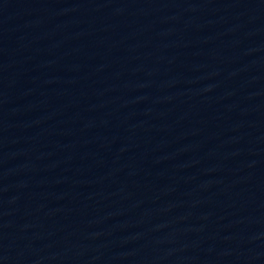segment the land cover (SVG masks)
Returning <instances> with one entry per match:
<instances>
[{"label": "water", "instance_id": "obj_1", "mask_svg": "<svg viewBox=\"0 0 264 264\" xmlns=\"http://www.w3.org/2000/svg\"><path fill=\"white\" fill-rule=\"evenodd\" d=\"M0 264H264V0H0Z\"/></svg>", "mask_w": 264, "mask_h": 264}]
</instances>
